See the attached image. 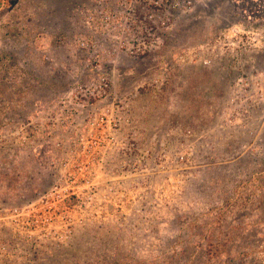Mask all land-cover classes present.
Segmentation results:
<instances>
[{
  "label": "rangeland",
  "instance_id": "1",
  "mask_svg": "<svg viewBox=\"0 0 264 264\" xmlns=\"http://www.w3.org/2000/svg\"><path fill=\"white\" fill-rule=\"evenodd\" d=\"M37 4L0 0V135L8 119L28 103L38 104L25 112L27 118H45V110L55 106L61 123L70 104L78 110L70 113L74 121L83 116L85 97L68 96L71 81L54 73L46 57L53 52H39L41 44L51 49L55 43L52 26L42 24ZM211 4L179 22L154 55V75L164 72L167 82L159 90L146 88L132 108L140 121L135 150L130 152L126 142L111 144L107 157L96 161L97 169L119 170L126 189L80 192L72 201L79 207L71 245L43 254L34 264H264V177L243 192L235 187L242 177L212 167L210 160L201 167L178 164L173 158L177 140L165 136L166 121L202 131L212 120V98L220 96L214 90L219 85L216 71L180 61L191 46L220 33ZM50 130L43 128L39 150L0 146V203L18 205L35 198L69 169H84L99 158V144L86 141V136L99 135L97 128L58 125ZM90 148L94 154L89 158ZM162 164L166 170L159 168Z\"/></svg>",
  "mask_w": 264,
  "mask_h": 264
},
{
  "label": "built area",
  "instance_id": "2",
  "mask_svg": "<svg viewBox=\"0 0 264 264\" xmlns=\"http://www.w3.org/2000/svg\"><path fill=\"white\" fill-rule=\"evenodd\" d=\"M209 1L74 0L70 9L47 22L55 45L53 54L46 57L54 64V73L71 81L68 96L85 97L83 116L74 121L70 113L78 110L72 104L64 108L61 123L55 119V106L45 110V118L21 115L0 135V146L39 150L43 128L53 133L58 125L84 126L99 130V135L86 136V141L99 144L100 156L84 169L75 166L55 178L35 198L18 205L0 203V264H34L43 254L65 251L76 232L79 202L72 201L79 199V193L126 189L119 170L114 174L97 169L96 161L107 157L111 144L126 142L130 152L135 150L140 121L132 108L146 88L159 90L167 82L164 72L154 75V55L179 22L197 14ZM228 1L242 9L237 20L227 22L214 39L191 46L180 57L183 63L213 68L225 77L223 95L212 98V120L202 131L181 121H166L165 136L168 141L177 140L173 158L178 164L201 167L210 160L212 167L224 169L233 178L242 177L235 187L248 192L258 173L241 176L246 166L239 164L264 161V65L258 59L264 54V0ZM123 133H128L127 139ZM88 153L90 158L94 151L90 148ZM243 180L248 185H240Z\"/></svg>",
  "mask_w": 264,
  "mask_h": 264
},
{
  "label": "crops",
  "instance_id": "3",
  "mask_svg": "<svg viewBox=\"0 0 264 264\" xmlns=\"http://www.w3.org/2000/svg\"><path fill=\"white\" fill-rule=\"evenodd\" d=\"M38 1L40 3L39 5L40 7L37 4L36 10L38 11V15L42 17L40 20L42 21V24L45 26L47 22L52 20L53 16L62 15L65 11L70 9L74 0H38ZM211 3L212 4L210 7L212 8L211 10L215 12L214 16H215V22L217 24L218 31H221V28H223L227 24V22L236 21L237 17H239L242 11L241 8H238L237 5L235 4H231V2H229L228 0H212ZM226 7H227V13L225 14L223 12V9L225 10ZM42 37H45V36L42 35ZM49 38L52 39V37L50 36ZM40 46L41 48L39 52L43 53V55L51 54L52 52H54L53 48L47 49L45 48L44 44H41ZM258 59H259L260 64L264 65V54L260 55ZM216 73L217 72H215V74ZM216 75L219 80V85L217 86V89H214V90L217 91V95H223L224 88L226 87V79L221 74L217 73ZM36 99L37 98H35V100ZM36 104L38 103H35V105H31L30 103H28L24 106L25 108L23 107L18 108V116L13 117L12 119H8V124H9L8 126L12 125L15 122H18L21 115H24L25 118H27V114L25 112L33 107L37 108ZM7 113L9 117H11L12 112L8 111ZM239 165L246 166L244 167L243 170H240L241 176H244V175L250 176L254 173H258V176L256 177L258 181L261 180V177H264V161H261V163H259L258 165H253L251 162H243V163H240ZM227 170H230V168L227 167ZM259 184L261 183H258L257 185L259 186ZM253 185H254V182L251 184V188H255L256 185L254 187ZM262 186H264V184H262Z\"/></svg>",
  "mask_w": 264,
  "mask_h": 264
}]
</instances>
